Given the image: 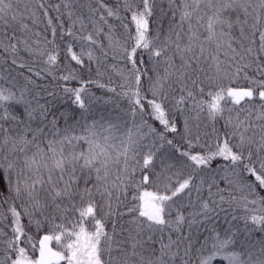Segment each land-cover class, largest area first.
I'll use <instances>...</instances> for the list:
<instances>
[{
    "label": "snow or ice",
    "instance_id": "obj_1",
    "mask_svg": "<svg viewBox=\"0 0 264 264\" xmlns=\"http://www.w3.org/2000/svg\"><path fill=\"white\" fill-rule=\"evenodd\" d=\"M0 264H264V0H0Z\"/></svg>",
    "mask_w": 264,
    "mask_h": 264
}]
</instances>
